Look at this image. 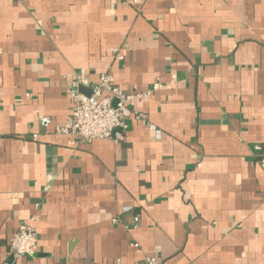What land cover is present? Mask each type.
<instances>
[{
  "label": "crops",
  "instance_id": "obj_1",
  "mask_svg": "<svg viewBox=\"0 0 264 264\" xmlns=\"http://www.w3.org/2000/svg\"><path fill=\"white\" fill-rule=\"evenodd\" d=\"M81 71L161 88L82 142ZM263 153L264 0H0V264H264Z\"/></svg>",
  "mask_w": 264,
  "mask_h": 264
},
{
  "label": "built area",
  "instance_id": "obj_2",
  "mask_svg": "<svg viewBox=\"0 0 264 264\" xmlns=\"http://www.w3.org/2000/svg\"><path fill=\"white\" fill-rule=\"evenodd\" d=\"M118 52V49H113ZM118 59L123 55L118 52ZM85 71H81L73 78L72 86L68 90L74 102L71 118L63 125L55 126V133L64 135H77L82 142H92L97 139L112 138L116 142L124 138L126 120L131 115V106H134L138 99L145 98L153 90L161 88V85H154L147 92L126 93L119 86L115 85L109 72H103L97 82L90 84L92 94L86 95L80 92L79 86L89 84ZM43 126L48 127L51 119L42 115ZM151 128L160 134L161 131ZM34 134V138H38ZM261 164L264 167V153ZM39 235L34 226L23 222L14 232L10 240V252L14 258L33 256L37 251ZM138 246V244H136ZM116 264H121L117 262ZM133 264H162L155 256H148L141 263Z\"/></svg>",
  "mask_w": 264,
  "mask_h": 264
},
{
  "label": "water",
  "instance_id": "obj_3",
  "mask_svg": "<svg viewBox=\"0 0 264 264\" xmlns=\"http://www.w3.org/2000/svg\"><path fill=\"white\" fill-rule=\"evenodd\" d=\"M79 90H80V92H82L83 94H86V95H91L92 94V90H91V88L90 87H86V86H84V85H80L79 86Z\"/></svg>",
  "mask_w": 264,
  "mask_h": 264
}]
</instances>
